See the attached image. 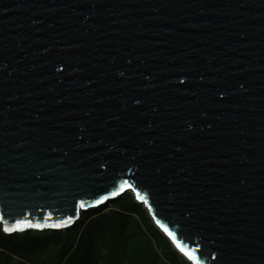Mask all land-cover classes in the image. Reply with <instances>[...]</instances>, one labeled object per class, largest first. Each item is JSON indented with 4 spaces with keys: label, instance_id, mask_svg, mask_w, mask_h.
<instances>
[{
    "label": "water",
    "instance_id": "obj_1",
    "mask_svg": "<svg viewBox=\"0 0 264 264\" xmlns=\"http://www.w3.org/2000/svg\"><path fill=\"white\" fill-rule=\"evenodd\" d=\"M127 192L191 264H264V0H0L1 230Z\"/></svg>",
    "mask_w": 264,
    "mask_h": 264
},
{
    "label": "trees",
    "instance_id": "obj_2",
    "mask_svg": "<svg viewBox=\"0 0 264 264\" xmlns=\"http://www.w3.org/2000/svg\"><path fill=\"white\" fill-rule=\"evenodd\" d=\"M114 203L98 216L81 214L80 223L64 230L7 235L0 228V245L9 243L0 246V264H15L11 253L21 258L16 264H186L132 194Z\"/></svg>",
    "mask_w": 264,
    "mask_h": 264
},
{
    "label": "rangeland",
    "instance_id": "obj_3",
    "mask_svg": "<svg viewBox=\"0 0 264 264\" xmlns=\"http://www.w3.org/2000/svg\"><path fill=\"white\" fill-rule=\"evenodd\" d=\"M127 193H130V194H132L131 192H127ZM126 194V193H125ZM137 204H139V205H142V204H140V203H137ZM143 206V205H142ZM115 208H117V205L115 204V203H112V204H110L109 206H107V207H104V208H99V209H97V210H95V211H91L90 212V214L92 215V217H95V216H98L99 214H102V213H106V212H108L109 210H111V209H115ZM144 209V208H143ZM145 210V209H144ZM146 211V210H145ZM146 213H147V217H149V214H148V212L146 211ZM150 218V217H149ZM150 220H151V218H150ZM82 220L80 219L77 223H80ZM151 222H152V220H151ZM77 223H75V224H77ZM152 224H153V222H152ZM153 226H154V228L155 229H157L156 228V226L153 224ZM70 228H72V227H70ZM35 231V230H34ZM161 233V232H160ZM162 234V233H161ZM162 236L164 237V238H166L163 234H162ZM167 239V238H166ZM167 241L170 243V241L167 239ZM170 245H171V247L174 249V247L172 246V244L170 243ZM1 247H3L4 249H9V243H6V245L5 246H3V245H0ZM20 247H22V246H19V248ZM18 248V249H19ZM14 250H15V248H14ZM175 250V249H174ZM7 251V253H11V250H6ZM176 251V250H175ZM177 252V251H176ZM180 256H181V261H182V255L179 253V252H177ZM11 255H12V257H13V263H15L16 264V262H20L21 261V258L20 257H18L17 255H15V253H11ZM184 258V257H183ZM185 259V258H184ZM186 260V259H185ZM186 264H191L190 262H188L187 260H186Z\"/></svg>",
    "mask_w": 264,
    "mask_h": 264
},
{
    "label": "snow or ice",
    "instance_id": "obj_4",
    "mask_svg": "<svg viewBox=\"0 0 264 264\" xmlns=\"http://www.w3.org/2000/svg\"><path fill=\"white\" fill-rule=\"evenodd\" d=\"M83 207H84V205L81 204V208H83ZM55 227H60V225H59V224H58V225H55ZM5 231H7V232H12L13 229H12V228H7V229H5ZM165 231H167V229H165ZM169 235H171V233H169Z\"/></svg>",
    "mask_w": 264,
    "mask_h": 264
}]
</instances>
